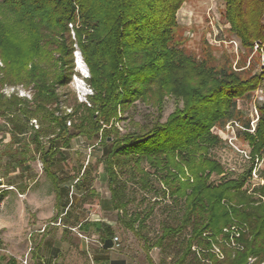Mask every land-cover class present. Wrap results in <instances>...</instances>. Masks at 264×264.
<instances>
[{"label": "trees", "instance_id": "1", "mask_svg": "<svg viewBox=\"0 0 264 264\" xmlns=\"http://www.w3.org/2000/svg\"><path fill=\"white\" fill-rule=\"evenodd\" d=\"M185 1L0 0V119L10 127L11 146L24 143L21 165L36 159L29 156L28 145H34L60 205L71 189L94 192L88 166L73 176L50 171L58 156L76 138L98 144L111 208L144 241L147 256L154 248L175 249L173 264H263L264 185L249 193L245 186L253 167L229 179L210 153L223 144L214 127L237 121L251 130L239 101H249L264 83V64L261 73L244 78L187 55L175 42L177 13ZM223 1L230 32L246 49L259 42L264 60V0ZM75 45L89 70L92 94L86 102L68 103L60 89L70 83ZM18 86L30 90L32 98L2 92ZM168 97L183 108L164 123L131 121V128L121 132L118 123L137 102L160 110ZM259 113L255 135L244 133L253 155L264 152V104ZM3 155L10 157L7 150ZM131 185L170 201L161 210L167 219L154 242L143 231L155 206L128 215L136 197ZM71 206L65 204L55 220L69 225ZM94 225L103 251L112 249L113 228Z\"/></svg>", "mask_w": 264, "mask_h": 264}, {"label": "rangeland", "instance_id": "2", "mask_svg": "<svg viewBox=\"0 0 264 264\" xmlns=\"http://www.w3.org/2000/svg\"><path fill=\"white\" fill-rule=\"evenodd\" d=\"M224 11L223 0H186L177 13L175 42L187 55L197 61H206L215 69L232 70L244 78L261 73L264 60L260 43L255 42L252 48H244L242 42L230 32ZM72 36L74 38L73 32ZM79 59L85 68L80 67ZM73 63L70 83L60 89V94L62 100L68 103L74 99L86 102V97L92 94L86 82L89 70L77 45ZM2 92L7 96L17 93L19 97L32 98L31 91L21 86L5 87ZM263 104L264 83L249 101H239L244 119L251 123V130L244 129L242 123L237 121L227 123L224 128L212 129V133L219 136L223 144L211 150L210 155L224 166L229 179H236L253 167L245 186L249 193L264 185L261 177L264 172V152L253 155L254 148L244 133L255 135L260 120L259 106ZM182 108V102L174 97L166 98L160 110L137 102L123 114L118 127L125 133L131 128V121L147 124L158 120L164 123L171 114ZM36 126L35 129H38L39 123ZM9 129L5 120L0 119V264H93L95 251L100 248L99 235L94 225L98 223L113 228L114 238L119 240V246H116L113 239L117 252H125L143 264H173L176 259L175 249L163 252L154 248L147 256L144 241L118 220L117 213L110 205L111 193L103 174L102 149L98 144L91 146L83 138H76L72 140L70 148L62 152V158L58 156L56 165L50 171H56L60 176H73L79 167L85 169L88 166L91 168V190L94 192L93 195H82L71 189L69 195L62 196L63 205H60L53 181L38 159L34 145H28L29 156L36 159H29L21 165L22 157L19 154L24 143L11 146ZM29 141L27 137L24 142ZM5 150L10 157L3 155ZM59 164L63 168L62 172ZM7 171L8 175L4 176ZM82 175L83 172L79 177ZM219 179L213 177L215 181ZM130 187L131 195L136 193V197L127 207L128 215L136 211L148 212L151 205L155 206L153 215L147 221V228L143 231L154 242L160 235L162 222L167 219L161 210L170 201L153 198L137 185ZM68 202H72V206L66 209L69 211L70 224L64 226L60 219H55ZM76 218L82 226L79 221L76 222ZM214 250L220 255L219 249Z\"/></svg>", "mask_w": 264, "mask_h": 264}, {"label": "crops", "instance_id": "3", "mask_svg": "<svg viewBox=\"0 0 264 264\" xmlns=\"http://www.w3.org/2000/svg\"><path fill=\"white\" fill-rule=\"evenodd\" d=\"M98 234V233H97ZM99 235V234H98ZM100 240V237H99ZM93 264H143L137 258H130L125 252H117L113 246L108 251H103L100 241V248L96 249ZM151 258L153 256L151 255ZM45 264V263H44Z\"/></svg>", "mask_w": 264, "mask_h": 264}, {"label": "built area", "instance_id": "4", "mask_svg": "<svg viewBox=\"0 0 264 264\" xmlns=\"http://www.w3.org/2000/svg\"><path fill=\"white\" fill-rule=\"evenodd\" d=\"M32 124H34L35 127L37 128V126H36V124H37L36 121H33ZM118 241H119L118 238H114V242L117 244L116 246H119L118 243H117Z\"/></svg>", "mask_w": 264, "mask_h": 264}, {"label": "bare ground", "instance_id": "5", "mask_svg": "<svg viewBox=\"0 0 264 264\" xmlns=\"http://www.w3.org/2000/svg\"><path fill=\"white\" fill-rule=\"evenodd\" d=\"M80 61H79V65H80V67L81 68H85V66H84V64H83V62H82V60L81 59H79Z\"/></svg>", "mask_w": 264, "mask_h": 264}]
</instances>
